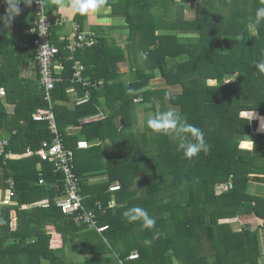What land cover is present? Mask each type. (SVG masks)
I'll return each mask as SVG.
<instances>
[{"label":"trees","instance_id":"obj_1","mask_svg":"<svg viewBox=\"0 0 264 264\" xmlns=\"http://www.w3.org/2000/svg\"><path fill=\"white\" fill-rule=\"evenodd\" d=\"M122 2L131 38L137 33L140 40L138 49L132 41L110 52L100 39L96 47L73 56L53 38L59 53L52 63L57 81L50 91L51 102L46 100L35 61L37 51L31 46L34 0L33 18L20 13L8 26L0 19V89L6 90L4 97L0 95V142L7 139L9 143L0 153V188L6 190L7 180L13 179L18 202L14 207L0 204V264H261L264 133L258 127L264 130V73L256 65L264 60V21L255 33L248 25L264 3ZM152 3L163 10L154 13L149 9ZM7 7L0 0V18L7 17ZM194 9L191 18L188 13ZM27 43L30 47H24ZM137 51L141 59L133 55ZM74 58L84 66L83 77L90 83L87 89L85 80H73ZM32 65L37 66L38 77L21 76ZM159 81L162 87L156 86ZM83 98L87 102L77 105ZM136 98L143 100L142 118L135 108ZM10 105L15 107L11 114ZM51 108L61 137L76 153L84 205L97 211L95 203L100 200L107 208L104 215L97 211L96 227L85 223L82 213L64 215L56 207V199L64 192V176L53 164L37 155L6 159L10 152H36L43 141L53 139L49 123L35 120L37 113L43 115ZM166 110L176 111L203 131L207 154L189 161L176 140L147 127L149 112ZM249 112H256L249 114L253 120L241 115ZM117 118L125 119L124 123L117 124ZM131 125L137 132L133 128L124 137L121 131ZM122 138L127 145L133 143L127 157L116 154ZM81 140L88 141L87 150L77 149ZM108 141L113 142L116 157L113 151L109 154ZM242 142H249L244 147L250 150L243 149ZM100 174L109 178L95 184L94 177ZM41 178L44 185L39 184ZM116 183L121 190L110 192V185ZM112 199L117 205L110 209ZM43 200H47L45 207L36 206ZM22 205L32 208L25 211ZM131 207L147 210L156 220L155 229H144L140 222L129 224L122 213ZM242 216L261 224L252 229L254 222L235 220ZM233 221L244 225L235 230ZM49 224L57 238L48 233ZM100 224L110 229L98 233ZM54 239H62L65 247H54ZM146 239L150 245L143 243ZM134 251L140 258L132 261ZM67 252L84 259L71 258L78 263H69Z\"/></svg>","mask_w":264,"mask_h":264},{"label":"clouds","instance_id":"obj_2","mask_svg":"<svg viewBox=\"0 0 264 264\" xmlns=\"http://www.w3.org/2000/svg\"><path fill=\"white\" fill-rule=\"evenodd\" d=\"M5 2L8 5L7 10H6L7 11V17L0 18V19H3L5 22V26H8L11 19L20 15V4L22 2H26L28 5H31L33 0H5ZM38 2L41 6L42 11H43L44 4H45V9H47L45 0H38ZM53 3L56 4L57 11L64 10V11H67V12L73 14V15H79L81 17H85L88 20H92L93 18H99L105 12L110 11V8L105 7L107 4V0H53ZM262 3H264V0H262ZM47 11H48V9H47ZM49 13H55V12H49ZM46 18L47 17L45 16L43 18V21H45ZM262 21H264V7H259L256 10L254 22L250 23L248 25V28L255 33L257 25H259ZM73 22L78 23L81 26V29L83 32L91 33V34H94L96 36V38H97L96 44L89 49H92L99 44L100 37L97 34L92 33L90 31H87L78 21H69V24L71 25V27H72ZM42 27L45 28L44 26H42ZM70 31H71V29H70ZM70 31L67 34H69ZM243 35H244V33H241L239 38H242ZM28 44H30V43L25 44L24 47H27L26 45H28ZM89 49H86V50L81 49L78 52L87 51ZM77 53L72 54V55L74 56ZM74 60H75V58H74ZM35 61L37 62L36 59H35ZM78 63H79V66L83 67V70H84V66L81 64V62L79 60H75V65H77ZM120 66L123 67L124 64H121ZM256 67L260 73H264V60L260 61L256 65ZM83 74H84V72H83ZM31 75H32V73H29V72H22L21 73V76H31ZM2 90L5 91V94H6V90H5V88L0 89V95L4 97L5 95L1 94ZM128 91H129V93H131L133 90L129 89ZM79 100H81V99H79ZM142 101L143 100L141 98L135 99L136 105L141 104ZM37 115H39V114L37 113L36 116ZM258 123H259V121H258ZM146 125L153 132L164 135V136L172 137L174 140H176L178 142V145H177L178 150L182 151L184 158L188 159L189 161L193 160L194 158H197L200 153L207 154L209 152V146L207 145V143L205 141L203 131L200 128L188 123L185 118L181 117V115H179L174 110H166V111H161V112H156V113L149 112L148 118L146 121ZM259 128H260V124L258 127V132H259ZM259 133H264V132H259ZM48 141H50V140H48ZM81 141H86V140H81ZM5 142L7 143L6 145H4ZM86 142L88 143V141H86ZM0 145L2 146L0 153L4 154L5 152L3 150L5 147L9 146V143L7 140H3V141H1ZM65 145H66V143H65ZM242 146H244L243 142H242ZM249 146L253 147L254 143L251 141V144ZM66 147H67V145H66ZM76 147H77V145H76ZM88 147H90L89 143H88ZM68 149H70V148H68ZM70 150H73V149H70ZM81 150H87V148L81 149ZM33 152L34 151H32L30 149L27 150L23 154H15V153L10 152V153L6 154V159L7 160L13 159V160L18 161V160L24 159L25 157H27L29 155H33V156L37 155L35 152L34 153ZM75 155H76V153H75ZM37 156H39V155H37ZM41 160H42V158H41ZM42 162H43V160H42ZM44 162H48V161H44ZM48 163H50V162H48ZM50 164H52V163H50ZM75 167H76V156H75ZM76 173H77V171H76ZM60 174H62V173H60ZM0 176H2V170L1 169H0ZM62 176H64V192L62 193V195L60 197H58L56 199L55 204H56V207L61 210L62 214L73 215V214L63 213L61 207L59 206L60 202H62L66 199L65 175L63 174ZM77 176H78V174H77ZM78 178H79V176H78ZM79 180H80V178H79ZM12 182L14 183L13 188L11 187ZM100 182H104V181H99L97 179L95 180V184L100 183ZM6 184L8 185V188L6 190L1 191V188H0V196H1L0 204L2 206H6V207H14V206L18 205V202L16 201V197H17V195H16V183L13 179H8ZM39 184L44 185L45 180L43 178H41L39 181ZM115 188H117V189H115ZM11 189H12V192H14V195L12 197H10L8 194L9 190H11ZM109 190L112 193H116V192L121 190V185L119 183L112 184V185H110ZM92 196H94V198H96L98 196V193H92ZM8 198L11 200V204L5 205L3 202H4V200H6ZM46 201L47 200L40 201V202L36 203V206L45 207ZM116 205H117L116 202L114 201V199H112L111 202L109 203L108 207L111 209V208H114ZM22 206H27V205H22ZM28 207H29V209L32 208V206H28ZM85 207H87V206L85 205ZM95 207H96L97 211L100 212V215H104L106 213L105 209L107 210V208L103 207V204L100 200H96ZM93 211L97 216V211L96 210H93ZM122 215L129 224H135L137 222H140L144 229H149V230L155 229V227H156V220L152 216L149 215L147 210H145L142 207H131V208L125 210L122 213ZM92 226L96 227V223L92 224ZM103 227H107V229L104 231H100V229ZM109 229H110L109 226L100 224V226H98V233L102 234L104 232H107ZM158 235H159V233H157V236ZM143 243L145 245H150L151 241L146 239L143 241ZM139 258H140V255L137 251L132 252L131 256L129 257V259L132 261L138 260Z\"/></svg>","mask_w":264,"mask_h":264},{"label":"built area","instance_id":"obj_3","mask_svg":"<svg viewBox=\"0 0 264 264\" xmlns=\"http://www.w3.org/2000/svg\"><path fill=\"white\" fill-rule=\"evenodd\" d=\"M34 3L35 20L34 26L30 30V34L34 36L32 46L37 51L36 60L40 67L39 73L41 76V84L45 86L47 91L46 100L51 102L50 91L55 88V82L57 81L53 76L52 63L53 58L59 53V47L53 42V31L57 27H64L67 25L69 20L59 16L56 12L49 13L47 9H45V4L42 11L38 0H34ZM45 16L47 18L45 21H43ZM42 26H44L46 29ZM63 42L65 43V49H68L70 52H72V54H75L81 49L86 50L93 47L97 42V38L94 34L83 32L81 26L78 23L73 22L71 31L69 34L64 36ZM30 45L31 44H28L26 46L30 47ZM83 72V67L79 66L78 63L76 65V73L73 80L83 82V80H85L83 77ZM89 85V82H84L85 89H87ZM1 94L5 95V91L2 90ZM87 94L88 92L86 95ZM86 102L87 99L83 98L77 102V105H81ZM35 120L46 121L50 125V133L53 135V139L50 141H43L41 149L35 153L39 155L43 161L52 163L54 170L57 173H62L65 175L66 199L59 204L63 213H82L85 223L90 225L95 224L94 221H96L97 216L94 211H89L86 209L83 202V197L81 195V187L79 183L80 180L77 176L75 167V152L66 147L63 137H61L59 128L56 124V118L52 112V108L43 115H37ZM6 144L7 143L5 142L4 145ZM86 148H88V143L86 141H79L77 143L78 150ZM13 186L14 183L12 182L11 187L13 188ZM8 194L10 197L14 195L12 189L9 190ZM3 203L5 205H10L11 200L8 198L4 200ZM106 229L107 227H103L100 229V231H104Z\"/></svg>","mask_w":264,"mask_h":264},{"label":"crops","instance_id":"obj_4","mask_svg":"<svg viewBox=\"0 0 264 264\" xmlns=\"http://www.w3.org/2000/svg\"><path fill=\"white\" fill-rule=\"evenodd\" d=\"M136 1L138 0H128V2H132V3ZM155 1L157 4V0ZM45 2H46V7L49 12H56L59 16L67 18L69 21H78L87 31L97 34L100 37V39H103V42H104L103 46L107 44L110 45L111 43H114V42H116L117 46H121V47H127L129 45L128 40L131 38L132 33H131L130 25L127 22V14L123 13V7H125V5L123 4L122 0H107V4L105 7L110 8V11L105 12L99 18H93L92 20H88L85 17H81L79 15H73L64 10L57 11V6L55 3H53V0H45ZM32 6H33L32 3L31 5H28L26 2H24L22 4V7L20 8V13L25 15V17L27 18H33V13H32L33 7ZM153 11L154 13H157V10L155 9V7L153 8ZM70 29H71V25L69 23L64 27H57L55 31H53V38L58 43L63 44L64 36L70 31ZM23 72L32 73L31 76H23L26 79L32 80L38 77V68L36 65H32L31 67L25 69ZM14 108L15 107L13 105H10V114L14 111ZM27 157H33V155H29ZM22 209L27 211V210H30L31 208L29 209L28 206H22ZM242 217H239L235 220L241 221V223L248 222V221H245V219L246 220L249 219L248 217L246 218L245 217L242 218ZM251 219H254V218H251ZM250 222H253V220ZM233 223H237V222L233 221ZM253 224H257L259 227V224H261V222L258 221V223H253ZM241 225H244V224L237 223V225H235L234 227L235 230H240ZM47 231L48 233L50 232L54 233L53 238H57L54 226L49 224L47 226ZM51 244L57 248L65 247L62 239H54L52 240ZM66 247L70 249L69 245H66ZM261 264H264V258Z\"/></svg>","mask_w":264,"mask_h":264},{"label":"rangeland","instance_id":"obj_5","mask_svg":"<svg viewBox=\"0 0 264 264\" xmlns=\"http://www.w3.org/2000/svg\"><path fill=\"white\" fill-rule=\"evenodd\" d=\"M158 4V3H157ZM154 6H155V4L154 3H152L151 5H150V7H149V9H152V8H154ZM158 6V5H157ZM156 6V10L158 9V10H163V7L161 8H158ZM191 6L192 7H194V4H191ZM174 8V6H173V4H171V9H173ZM149 9H147L145 12L147 13L148 11H149ZM176 12V10L172 13V14H174ZM189 14V16H191V18L193 17H195V14H196V10L194 9V10H192L191 11V13H188ZM136 35H137V33H135L134 34V36H133V38H130L128 41H129V43L130 44H132V41H134L135 42V49H138V47H139V45H140V40H137L136 39ZM138 36V35H137ZM117 46V44H116V42H114V43H111L110 45L108 44V49H109V51L110 52H113V51H115V49H119V48H117L116 47ZM134 56L136 55H138L137 56V58L139 59H141V57H142V53L140 52V51H137V52H134V54H133ZM128 57V56H127ZM126 57V58H127ZM131 59H134V57H132ZM123 67H126L125 65L123 66ZM211 84H215V83H211ZM156 86H158V87H162V84H161V82L159 81V82H157V84H156ZM179 90H176V92H178ZM158 108H159V110H161V106L160 105H158L157 106ZM135 108H136V110H138L139 112L137 113L138 114V117L139 118H142L143 117V114H141V112H140V110H142L143 108H142V105L141 104H137V105H135ZM251 113H256V112H249V113H242L241 115H242V117H245V118H247V119H252L251 117H250V115L249 114H251ZM121 118H123L122 116H121ZM118 119V118H117ZM124 121H125V119L123 120V121H120L119 119H118V121H117V124H118V122H120V124H123L124 123ZM133 128H135L134 130H135V132H137V128H136V126H134V125H131V126H128L125 130H122L121 132L123 133L124 132V137H126L129 133H130V131L133 129ZM259 132H264V130H262V131H260V128H259ZM121 140V142L118 144V145H116V148H117V153L116 154H119V155H121V156H124L125 154H126V157L128 156V154H129V150H130V148H132L133 149V143H128V145H127V143H125L123 140V138L122 139H120ZM108 142L110 143V145H108ZM108 142H106L107 143V147H108V152H109V154L110 155H112V152L111 151H113L114 150V147H113V142H111V141H108ZM248 144H249V142H245V145L244 146H248ZM244 146H242V144H241V147L243 148V149H248V150H250L249 148H246V147H244ZM115 148V149H116ZM128 148V149H127ZM253 147H251V149H252ZM123 149H125V151H123ZM119 151V152H118ZM115 153H114V151H113V156L112 157H116V155H115ZM108 154V153H107ZM119 155H118V157H119ZM95 179H97V180H99V181H105L106 179H108L109 177L106 175V174H100V175H97V176H95L94 177ZM8 196V195H7ZM248 222H250V219H248L247 220ZM225 222H229V221H223V223H225ZM247 222V223H248ZM253 222L254 223H258V221L257 220H253ZM260 225V224H259ZM252 226V229H256V227H258V225L257 224H252L251 225ZM67 254H68V257H67V259H68V262L69 263H78L77 261H73V260H71V258H77L78 260H82V259H84L83 257H81V256H79V255H76V256H74V255H72V253L71 252H67ZM22 262V264H25V262L24 261H21ZM176 264H179L177 261H176Z\"/></svg>","mask_w":264,"mask_h":264}]
</instances>
